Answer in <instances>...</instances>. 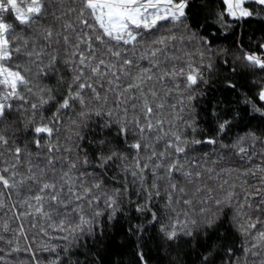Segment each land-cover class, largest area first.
Returning <instances> with one entry per match:
<instances>
[{"label": "clouds", "instance_id": "clouds-1", "mask_svg": "<svg viewBox=\"0 0 264 264\" xmlns=\"http://www.w3.org/2000/svg\"><path fill=\"white\" fill-rule=\"evenodd\" d=\"M232 11L0 0V264H264V0Z\"/></svg>", "mask_w": 264, "mask_h": 264}, {"label": "snow or ice", "instance_id": "snow-or-ice-1", "mask_svg": "<svg viewBox=\"0 0 264 264\" xmlns=\"http://www.w3.org/2000/svg\"><path fill=\"white\" fill-rule=\"evenodd\" d=\"M232 5H233V0H226V6L229 8V10L231 11V14L233 16H236L237 15V12L236 11H232ZM241 14L242 15H247V12L244 11V10H241Z\"/></svg>", "mask_w": 264, "mask_h": 264}]
</instances>
